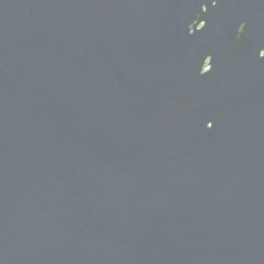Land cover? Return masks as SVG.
<instances>
[{"label": "water", "instance_id": "obj_1", "mask_svg": "<svg viewBox=\"0 0 264 264\" xmlns=\"http://www.w3.org/2000/svg\"><path fill=\"white\" fill-rule=\"evenodd\" d=\"M0 264H264V0H0Z\"/></svg>", "mask_w": 264, "mask_h": 264}, {"label": "snow or ice", "instance_id": "obj_2", "mask_svg": "<svg viewBox=\"0 0 264 264\" xmlns=\"http://www.w3.org/2000/svg\"><path fill=\"white\" fill-rule=\"evenodd\" d=\"M209 127H211V125H209Z\"/></svg>", "mask_w": 264, "mask_h": 264}]
</instances>
